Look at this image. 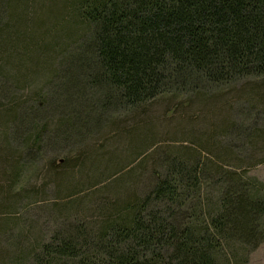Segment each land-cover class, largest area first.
<instances>
[{
	"label": "rangeland",
	"instance_id": "1",
	"mask_svg": "<svg viewBox=\"0 0 264 264\" xmlns=\"http://www.w3.org/2000/svg\"><path fill=\"white\" fill-rule=\"evenodd\" d=\"M1 14L4 28L9 15ZM77 28L42 52L44 66L30 53L18 62L9 55L8 64L0 57V192L11 190L0 196V264H35L54 239L97 231L114 206L148 196L182 158L200 170L201 197L192 189L184 198L190 212L218 203L229 173L264 194V77L107 107L98 88L74 90ZM86 160L82 172L76 166ZM220 256V264H264V242L229 245Z\"/></svg>",
	"mask_w": 264,
	"mask_h": 264
},
{
	"label": "trees",
	"instance_id": "2",
	"mask_svg": "<svg viewBox=\"0 0 264 264\" xmlns=\"http://www.w3.org/2000/svg\"><path fill=\"white\" fill-rule=\"evenodd\" d=\"M4 11L10 21L0 28V57L6 64L9 55L21 57L18 62L30 53L44 66L42 52L79 34L82 25L78 54H70L79 71L74 90L79 96L88 85L98 88L107 107L264 77V0H0ZM18 45L24 52L12 51ZM81 163L76 167L88 170L87 160ZM183 163L148 196L114 206L97 231L56 238L33 262L220 264L226 246L264 242L262 190L229 173L219 202L196 203L190 212L184 198L192 189L201 197L200 170Z\"/></svg>",
	"mask_w": 264,
	"mask_h": 264
},
{
	"label": "water",
	"instance_id": "3",
	"mask_svg": "<svg viewBox=\"0 0 264 264\" xmlns=\"http://www.w3.org/2000/svg\"><path fill=\"white\" fill-rule=\"evenodd\" d=\"M62 162H64V158L58 160V163H62Z\"/></svg>",
	"mask_w": 264,
	"mask_h": 264
}]
</instances>
